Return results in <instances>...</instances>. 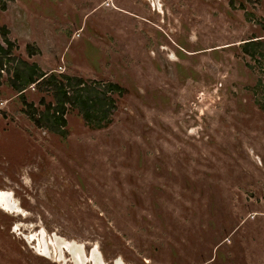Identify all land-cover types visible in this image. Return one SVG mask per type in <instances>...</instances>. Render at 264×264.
Returning <instances> with one entry per match:
<instances>
[{"label":"rangeland","instance_id":"374dc122","mask_svg":"<svg viewBox=\"0 0 264 264\" xmlns=\"http://www.w3.org/2000/svg\"><path fill=\"white\" fill-rule=\"evenodd\" d=\"M5 40L0 264H264V0H0Z\"/></svg>","mask_w":264,"mask_h":264},{"label":"trees","instance_id":"16d2710c","mask_svg":"<svg viewBox=\"0 0 264 264\" xmlns=\"http://www.w3.org/2000/svg\"><path fill=\"white\" fill-rule=\"evenodd\" d=\"M8 47L4 48L3 45L0 44V79L2 71H7L5 66L8 63L7 56L9 55V51L12 47L10 42L8 40H5ZM250 43H245L244 47L249 53L250 50ZM248 47V48H246ZM5 69V70H4ZM14 78L12 79L14 87L18 90V92L24 91L28 86L33 85L37 82L41 83L44 82L46 79V75H43L41 73L34 72V70L27 71L26 74H23L22 72L15 70L13 72ZM49 81V80H48ZM48 81H46L48 83ZM71 88H75L74 97L75 100L73 103L81 108L83 111L84 117L88 119L89 124H93V126L99 127L103 122H100V120L105 119L108 117L109 113L112 111L114 104L112 99L108 96V93H114V92H120V88L117 85L109 84L106 88L104 87V90L99 91L95 88L91 90L90 88H87L83 85L81 81H79L77 84L72 85L68 84ZM62 87V86H61ZM58 88V91L64 90V86L61 88ZM65 96L67 97L68 93L64 92ZM63 93V94H64ZM66 101H72V98L69 96ZM66 101H62L59 103L56 107V110L54 112L53 118L57 120L58 122H50L49 124H59L61 126L66 125V120L64 118V105ZM97 121V122H94ZM37 126L42 127L43 122H35ZM51 128V126H50Z\"/></svg>","mask_w":264,"mask_h":264},{"label":"flooded vegetation","instance_id":"af4514ba","mask_svg":"<svg viewBox=\"0 0 264 264\" xmlns=\"http://www.w3.org/2000/svg\"><path fill=\"white\" fill-rule=\"evenodd\" d=\"M0 194H1V196H4V199L2 201V204H0V207L5 208V205L10 203L11 206L13 207V209L9 208L8 210H13L14 211V210L17 209V207L15 206V203L13 202V200L11 198V194H9V192H0ZM6 197H8V199ZM42 241H43V239H42ZM57 241H59V240H57ZM60 242H61L60 245L61 246H64V248H66L68 251H70L74 255L75 260H77L78 263H80L79 258H78V254L76 253V250L74 248H78V246H81V245H77V244H74V243H71V244L70 243H65L63 241H60ZM66 245L68 247H65ZM81 248H82V246H81ZM42 252L43 253H46L43 250H42ZM92 259H93V261H94L95 264H101L100 255L95 250L92 253ZM81 263L84 264V261L81 262ZM116 264H123V263H122V261L119 260V261L116 262Z\"/></svg>","mask_w":264,"mask_h":264},{"label":"bare ground","instance_id":"6f19581e","mask_svg":"<svg viewBox=\"0 0 264 264\" xmlns=\"http://www.w3.org/2000/svg\"><path fill=\"white\" fill-rule=\"evenodd\" d=\"M10 194V193H9ZM6 196V195H5ZM7 199H8V197H6ZM3 199H4V196H1V194H0V204H2V201H3ZM7 201V200H6ZM5 208L6 209H9V208H11V209H13V207L11 206V204L9 203V204H6L5 205ZM43 239V238H42ZM52 240V239H51ZM41 244V249L44 251V252H46L47 253V244H46V242L44 241V239H43V241L40 243ZM65 247H68L67 245L65 246ZM72 248V247H71ZM75 250H76V253L78 254V258H79V261L80 262H83V257H84V255H83V251H82V248H81V246H78V248H74Z\"/></svg>","mask_w":264,"mask_h":264}]
</instances>
